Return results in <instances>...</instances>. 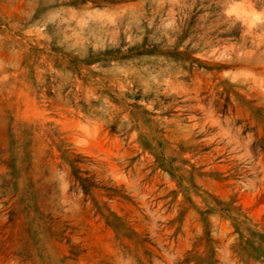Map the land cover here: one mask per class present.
I'll return each mask as SVG.
<instances>
[{"label":"rangeland","instance_id":"obj_1","mask_svg":"<svg viewBox=\"0 0 264 264\" xmlns=\"http://www.w3.org/2000/svg\"><path fill=\"white\" fill-rule=\"evenodd\" d=\"M0 264H264V0H0Z\"/></svg>","mask_w":264,"mask_h":264}]
</instances>
